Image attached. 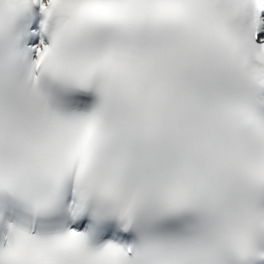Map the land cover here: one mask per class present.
I'll use <instances>...</instances> for the list:
<instances>
[{"label": "snow or ice", "instance_id": "6c2138e0", "mask_svg": "<svg viewBox=\"0 0 264 264\" xmlns=\"http://www.w3.org/2000/svg\"><path fill=\"white\" fill-rule=\"evenodd\" d=\"M0 264H264V0H0Z\"/></svg>", "mask_w": 264, "mask_h": 264}]
</instances>
